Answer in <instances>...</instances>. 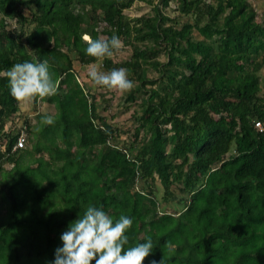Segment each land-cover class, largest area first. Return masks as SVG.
I'll list each match as a JSON object with an SVG mask.
<instances>
[{
	"label": "trees",
	"instance_id": "1",
	"mask_svg": "<svg viewBox=\"0 0 264 264\" xmlns=\"http://www.w3.org/2000/svg\"><path fill=\"white\" fill-rule=\"evenodd\" d=\"M172 1L0 0V264H52L61 234L90 204L132 218L131 245L152 238L144 264H264V131L255 126L264 127V13L249 0H175L169 17ZM136 2L155 16L128 19ZM104 21L103 33L132 51L118 64L135 83L125 100L138 107L123 144L69 55L97 63L84 36L100 38ZM44 60L58 84L44 98L54 123L34 133L46 140L32 151L14 150L20 135L4 128L22 103L7 71Z\"/></svg>",
	"mask_w": 264,
	"mask_h": 264
},
{
	"label": "clouds",
	"instance_id": "2",
	"mask_svg": "<svg viewBox=\"0 0 264 264\" xmlns=\"http://www.w3.org/2000/svg\"><path fill=\"white\" fill-rule=\"evenodd\" d=\"M84 39L86 54L101 64L124 47L116 35L98 39L85 35ZM89 68L88 76L94 85L108 93L123 95L135 87L126 68H113L106 72L99 71L95 65ZM7 76L10 94L19 103L34 102L58 93V84L53 79L47 60L15 64L7 71ZM42 122L46 125L54 123L50 116H45ZM132 225L133 220L129 216L121 214L119 219L114 220L102 207L90 204L84 214L79 215L61 234L62 247L55 250L52 264H144L153 253V241L147 237L146 242L131 245L127 233ZM151 264L157 262L153 260ZM159 264H163L162 260Z\"/></svg>",
	"mask_w": 264,
	"mask_h": 264
},
{
	"label": "rangeland",
	"instance_id": "3",
	"mask_svg": "<svg viewBox=\"0 0 264 264\" xmlns=\"http://www.w3.org/2000/svg\"><path fill=\"white\" fill-rule=\"evenodd\" d=\"M28 1V0H26ZM251 6L255 9V12L258 13L260 17H262V14L264 13V0H249ZM159 3V1H157ZM177 7V1H172L167 9H165V14L169 17H174L177 14H173L172 12L176 10ZM162 9V6H160ZM36 10V6L32 5L30 9H25V15L27 17H30L32 14V11ZM124 14L129 17L130 20H135L139 17H154L155 16V10L154 6L151 5H145L141 2H136L134 6L131 9L125 10ZM188 18H185L183 21H187ZM11 23L9 25V29H14L15 25L12 22V20H9ZM134 23V22H133ZM135 24V23H134ZM107 28L106 21L104 22H98L96 24V29L100 33L101 37H107L106 34L103 33V30ZM195 38L197 40L204 39L205 37L202 36L200 33L195 34ZM85 37V36H84ZM214 37V36H213ZM212 39V38H211ZM209 41V40H208ZM24 43H27L26 40H23ZM211 42V41H209ZM52 45L53 40L51 43L49 42H43L42 45ZM66 51V49H64ZM69 55L73 59V72L74 75L77 77V82L79 85L84 89L85 93L88 95V99L91 101H95V105L97 108V112L100 116L105 117L108 121V123H112V125L117 126L121 132L118 136L119 143L123 144L125 141L129 140V137L131 133H123L125 129L132 128L133 127V120H132V114L134 111H138V107L135 106L133 103H130L125 100L126 93L121 95L118 93H108L102 88L94 85V83L91 81L90 77L88 76V72L90 70L89 66L95 65L96 68L99 71H111L108 70L106 67H104V64L102 63H93L89 65H82L74 59V54L69 53ZM132 55V51L129 47L124 46L113 58L114 65L111 67L113 68H120L118 64H121L124 61H127V59ZM161 61L164 60L163 54H160L158 56ZM155 75V74H154ZM262 76H264V70L262 71ZM152 77V76H151ZM66 87V86H65ZM94 97L92 99V97ZM135 103H140V96L138 95L136 98ZM130 104V105H129ZM57 113V108L55 105H51L46 103L44 99H40L37 102H30V103H22L20 112L15 115L13 118L8 120L5 123L4 128V134L5 135H17L24 136L25 139V148H28L30 151H32V144L37 143L38 141H45L46 139L41 135L37 134L34 135L35 132H38V130H41L43 127V120L38 119L37 115H45L50 116L53 118ZM139 113L140 109H139ZM31 122V128L29 131L25 130L26 122ZM4 135V136H5ZM3 136V137H4ZM6 140H8V137H4L0 141V145L2 144L0 150L4 151V145L6 143ZM113 143V141H111ZM78 146L77 142L74 141L73 150ZM31 155H28L27 160H31ZM27 160L26 163L28 162ZM4 167L6 170H9L12 168L11 164H4ZM141 185V184H139ZM173 209H178L176 206L173 207Z\"/></svg>",
	"mask_w": 264,
	"mask_h": 264
},
{
	"label": "built area",
	"instance_id": "4",
	"mask_svg": "<svg viewBox=\"0 0 264 264\" xmlns=\"http://www.w3.org/2000/svg\"><path fill=\"white\" fill-rule=\"evenodd\" d=\"M256 127L259 128L260 130H264L262 124H260V123H257V124H256ZM24 145H25V137L21 135V136L18 138V141H17V143L15 144V146H14L13 149H14V150L21 149V148L24 147Z\"/></svg>",
	"mask_w": 264,
	"mask_h": 264
}]
</instances>
